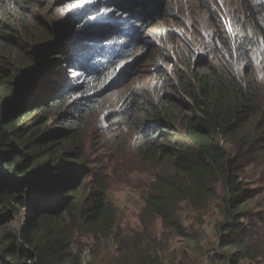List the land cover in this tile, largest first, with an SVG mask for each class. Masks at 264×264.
Masks as SVG:
<instances>
[{
  "label": "trees",
  "instance_id": "1",
  "mask_svg": "<svg viewBox=\"0 0 264 264\" xmlns=\"http://www.w3.org/2000/svg\"><path fill=\"white\" fill-rule=\"evenodd\" d=\"M76 1L81 11L59 17ZM83 1L0 0V201L28 213L22 234L0 228V264H84L85 248L98 264L108 240L115 248L106 264H162L155 220L207 264H264L260 216L248 206L255 190L233 175L238 163L264 159V0H232L243 9L236 33L217 18L213 57L190 78L173 77L162 59L153 88L125 91L142 59L136 51L153 46L143 30L167 17L170 2ZM160 27L170 41L174 33ZM113 95L108 126L129 133L155 172L134 237L117 227L102 161L87 151V119ZM220 197L217 239L202 244L182 224L181 207Z\"/></svg>",
  "mask_w": 264,
  "mask_h": 264
},
{
  "label": "rangeland",
  "instance_id": "2",
  "mask_svg": "<svg viewBox=\"0 0 264 264\" xmlns=\"http://www.w3.org/2000/svg\"><path fill=\"white\" fill-rule=\"evenodd\" d=\"M83 2L88 3L89 1ZM169 2L167 17L164 20H158V26L143 30L144 39L150 41L153 46L149 52H142L141 49L136 51L135 56L142 59L135 65L134 74L121 85V87L124 86L123 91L136 86L153 88L156 82H154L152 72L154 66L157 68L162 66L160 63L162 59L170 62V65L162 67L174 75L173 77L177 79L180 77L179 80L190 78L191 69H196L205 58L207 60L213 57L210 42L213 40L212 32L217 18L224 19L226 27L222 25L223 32L236 33L234 20L243 17V9L232 0H168ZM79 3L76 1L66 7V10H61L59 17L62 16V12L81 11L82 7L78 8ZM157 6L160 7V5ZM157 6L148 7L146 14L155 13ZM11 14L14 15V12ZM41 15H44V10ZM160 26H165L164 30L169 29L174 33L173 37H169L170 41L161 38L158 30H163V27ZM134 59L121 62L118 70L133 63ZM66 74L73 75L74 73L66 72ZM117 94L121 96L124 93ZM106 98H108L107 104L97 107L87 119V151L89 155L100 157L102 161L103 174L109 184L108 200L117 211V227L134 237L136 232L142 228L140 214L144 206V197L155 179V172L150 169L151 165L141 162L135 154L129 133L121 135L119 131H115V126H108L110 117L114 115L112 110L115 106L116 95ZM191 114L199 115L193 112ZM116 135L120 136V139H117ZM233 175L243 189L255 190L249 199L248 206L254 214L256 212V215L260 216L259 220H256V227L258 233L263 235L262 240L264 241V159L252 157V159L238 163ZM223 194L222 190L221 195ZM223 207L222 197L207 200L199 207L182 206V224L191 235L197 236L202 244L212 243L217 239L216 226L223 219ZM27 215V212L23 215L18 208H8L0 201V228L22 234ZM151 231L159 241L157 245L162 264H207L200 255L192 253L178 235L171 230L164 229L160 220L152 222ZM3 237L4 234H0V238ZM16 242L20 245L22 240H16ZM105 247L107 251L113 250L115 243L108 240L105 242ZM105 251L101 252L98 264H106L104 257L107 252ZM82 258L84 264L92 261L93 258L88 248L83 250ZM200 260H202L201 263H199ZM244 264H258V261Z\"/></svg>",
  "mask_w": 264,
  "mask_h": 264
}]
</instances>
